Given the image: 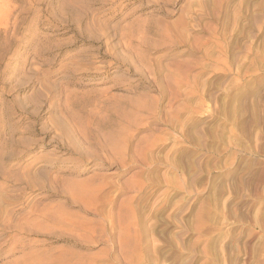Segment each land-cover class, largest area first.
Returning a JSON list of instances; mask_svg holds the SVG:
<instances>
[{
	"label": "rangeland",
	"instance_id": "rangeland-1",
	"mask_svg": "<svg viewBox=\"0 0 264 264\" xmlns=\"http://www.w3.org/2000/svg\"><path fill=\"white\" fill-rule=\"evenodd\" d=\"M0 264H264V0H0Z\"/></svg>",
	"mask_w": 264,
	"mask_h": 264
},
{
	"label": "bare ground",
	"instance_id": "bare-ground-1",
	"mask_svg": "<svg viewBox=\"0 0 264 264\" xmlns=\"http://www.w3.org/2000/svg\"><path fill=\"white\" fill-rule=\"evenodd\" d=\"M181 40H182V39H181ZM193 66H194V65H193ZM187 73H188V72H187ZM182 75H183V74H182ZM184 76H186V75H184ZM187 76H188V75H187ZM183 78H184V77H183ZM185 78H186V77H185ZM182 81H183V80H182ZM182 81L180 80L179 82H182ZM162 85H163V84H162ZM174 85H176V84L174 83ZM163 86H164V85H163ZM176 86H177V85H176ZM161 87H162V86H161ZM162 88H163V87H162ZM164 88H165V86H164ZM176 88H177V87H176ZM165 89H167V88H165ZM178 89H179V87H178ZM158 90H159V88H158ZM163 90H164V89H163ZM165 91H166V90H165ZM165 91H164V93H165ZM175 91H176V90H174V92H175ZM178 93H180V91H178ZM189 93H190V92H189ZM161 94H162V93H161ZM166 94H167V93H166ZM176 94H177V93H176ZM173 95H174V96H177V95H175V93H174V94H172L171 99H172ZM178 95H181V94H178ZM162 96H163V94H162ZM175 98H176V97H174V99H175ZM174 99H172V100H174ZM172 100H170V101H172ZM205 106H206V105H205ZM200 107H201V106H200ZM144 108H145V107H144ZM144 108H143V109H144ZM156 109H157V108H155V110H156ZM147 110H148V109H147ZM155 110H154V111H155ZM149 111H150V110H149ZM156 111H157V110H156ZM166 112H167V111H166ZM175 112H176V111H175ZM175 112H172V114H170V115L173 116V114H175ZM150 113H151V112H150ZM153 113H154V112H153ZM153 113H151V114L153 115ZM178 113H179V112H178ZM154 114H156V113H154ZM165 114H166V113H165ZM168 114H169V111H168ZM156 115H157V114H156ZM163 115H164V114H163ZM170 115H169V116H170ZM175 115H176V114H175ZM175 115H174V116H175ZM154 116H155V115H154ZM154 116H153V117H154ZM174 116H173V117H174ZM170 117H171V116H170ZM170 117H169V118H170ZM173 117H172V119H174ZM176 117H177V116H176ZM154 118H155V117H154ZM169 118H167V119H169ZM161 119H162V118H161ZM175 119H176V118H175ZM147 120H148V119H147ZM159 120H160V119H159ZM164 120H165V118H164ZM177 120H178V119H177ZM152 121H153V120H152ZM160 121H161V120H160ZM165 122H166V121H165ZM167 122H168V120H167ZM176 122H177V121H176ZM153 123H154V121H153ZM161 123H162V122H161ZM192 123H193V122H192ZM155 124H156V123H155ZM163 124H165V123H163ZM166 124H167V123H166ZM177 124H178V122H177ZM158 125H159V124H158ZM189 126H190V125H189ZM6 216H7V215H6ZM131 225L133 226V224H131ZM134 229H135V228H134ZM141 230H142V229H141ZM141 234H142V231H141ZM143 234H144V233H143ZM133 235H134V234H133ZM137 235H138V234H137ZM139 236L142 237V235H140V234H139ZM135 237H136V236H135ZM145 238H146V237H145ZM140 239H141V238H140Z\"/></svg>",
	"mask_w": 264,
	"mask_h": 264
}]
</instances>
